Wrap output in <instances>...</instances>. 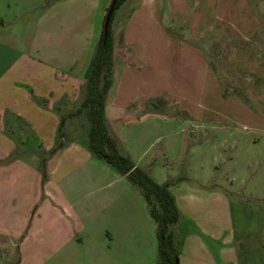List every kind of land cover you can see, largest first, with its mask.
Returning a JSON list of instances; mask_svg holds the SVG:
<instances>
[{"label": "rangeland", "instance_id": "rangeland-1", "mask_svg": "<svg viewBox=\"0 0 264 264\" xmlns=\"http://www.w3.org/2000/svg\"><path fill=\"white\" fill-rule=\"evenodd\" d=\"M98 1L0 0V74L12 77L18 87L29 82L43 92L56 89L54 71L61 66L80 70L94 47L92 35L95 31L100 35L103 14ZM260 1L249 0L260 23L246 42L225 35L218 38L221 26L211 20L213 9L208 4L209 21L192 40L189 33L195 31L184 20L188 15L169 27L170 34L193 44L205 58L209 69L205 89L204 71L187 53L166 48L158 51L156 59L149 50L139 54L143 71L139 69L132 86L119 93L127 101L149 97L147 110L175 118L139 120L140 114L132 113L113 123L110 119L116 118V111L104 103V118L110 123L106 126L113 137L111 127L117 132L118 150L157 184L173 188L171 195L182 214L169 228L175 249L192 233L206 249L203 256H211L213 264L229 247L230 230L245 234L251 247L255 241L264 247V15L257 7ZM105 3L106 15L111 2ZM119 12H114L111 32L116 19L114 26L121 28ZM114 63L118 71L121 65L113 60V67ZM86 74L81 77L78 100L53 105L58 116L78 108ZM29 95L33 97L32 91ZM166 99L175 104L167 107ZM221 100H233L240 112L253 113L254 120H238L240 124L230 127L200 124L192 118L202 103L205 112L234 111L221 107ZM30 115L40 123L35 111ZM2 116L6 119L8 114ZM87 125L82 114L66 119L56 142L65 145L87 139ZM49 128L44 124L37 132L40 135L32 139L51 140ZM4 130L5 136H12L8 125ZM31 148L11 154L10 158L21 156L23 162L10 158L0 162V264H159L156 224L144 198L126 177L91 154L82 159L70 153L50 164L51 149L44 151L34 144ZM185 208H192L191 219Z\"/></svg>", "mask_w": 264, "mask_h": 264}, {"label": "crops", "instance_id": "crops-1", "mask_svg": "<svg viewBox=\"0 0 264 264\" xmlns=\"http://www.w3.org/2000/svg\"><path fill=\"white\" fill-rule=\"evenodd\" d=\"M97 4L99 6L102 5V7H99L100 13L103 14L101 32L105 18L106 6H104V4L106 3L105 0H99ZM207 4L213 9V18H211V20L215 22L217 27L221 26V34L218 38H223L225 35L226 37H232L238 41L243 40L246 42L256 34V28L259 26L260 21L257 20L256 13L252 11V4L249 0H126L119 9L116 10L120 11L117 18L120 16L123 20L120 29L114 26L117 19L113 22L112 26L114 30L111 32V38L113 45V60H117L121 67H119L117 71V67L114 63L112 85L106 94L104 102L105 104H109L111 111H116V118H111V122L114 123V121L119 118L121 119L125 115L132 113L140 114L138 116L139 120L150 118L169 120L170 118H175L173 116H167L163 112L147 110V103L151 100L149 97H145L142 100L127 101L126 98L119 93L124 89H129V84L131 85L136 76L143 71L142 66L139 65V60L143 57L139 54L146 50L150 51L152 57L156 56L157 58L159 57L158 51H166V48L173 49L174 53H187L189 60L195 58L196 63L202 67L205 78V85L203 88L205 89V87H207L209 69L202 53L195 48V46L193 47V44L189 45L186 44V42L179 41L178 35L169 33L170 26H173L180 17L182 18L188 15V17L184 19L185 26L188 25L189 30L192 32L195 31V34L189 33V40H192V37H196L197 30H202L203 23L209 21L207 18L209 16V10L207 9L209 6L207 7ZM202 7H205V9H202ZM257 7L260 13L264 15V0H261ZM192 23H194V25H192ZM92 36V40H94L92 45L94 47L89 49L88 53H86L87 55L83 59L80 70L74 71V66H61L57 68V71H54L55 79L53 78V80L57 82V85H54L56 89L43 92L29 82L24 85H19L18 87L12 77L11 79L5 78L3 73L0 74V162H4L5 159L10 158L13 151H31L33 144L37 146V148H42L44 151L56 149L60 145V148H58L53 153L51 159L47 161L50 162V164L53 162H60L62 157L65 158L67 154L69 155L70 153L73 156L82 157V159H89L90 153L86 147L87 139L81 142H78V138L73 139L65 145L56 142L60 115L58 116L55 113L56 111L53 110V105H57L64 101L73 102L79 99L78 91L82 83L81 77L86 74L84 73V69L92 58L99 38V36L96 35V31ZM145 55L146 54H144V56ZM118 56L119 58H117ZM156 57L153 59H156ZM253 64L257 67V63ZM131 66H133V68ZM254 69L256 68L254 67ZM116 78H118L117 81ZM136 83L138 82L136 81ZM135 86L133 85V87ZM29 91H32L34 98L29 95ZM165 101L167 107L175 104L173 103L174 100L171 102L170 99H166ZM38 103H43V105H38ZM141 103L143 104L141 105ZM219 104L221 107L234 109V111L228 110L226 113L223 111L205 112L202 110V103L199 112L195 116L192 117L186 112L185 113L193 119L196 118L200 124H210L212 126L228 124L227 126L234 127L240 124L238 120L245 119L249 121L255 118V115L249 111L240 112L236 108L238 105L235 104L233 100H221ZM31 110L35 111L37 117L40 119V123L31 117ZM104 111H106V109ZM4 113L8 114V116L5 117L6 119L2 116ZM105 121L110 126L108 120L105 119ZM126 122H128V120ZM44 124H49L50 126V130L48 131L51 133V140L47 141V139L40 136L37 139L35 137L32 139L31 136H35V134L40 135L37 132ZM6 125L10 127L11 130L9 133L12 134V136H5L4 129ZM111 130L119 144V139L116 137L118 136L117 132L115 129H112V127ZM22 156H24V154ZM21 158V156L19 158L17 156L8 160L14 163L23 162ZM24 159L27 160L26 157H24ZM31 161L34 162V160ZM53 171L54 169L52 168L51 173H53ZM184 182L188 183L189 181L185 180ZM167 187L172 194V186L170 187L167 183ZM188 191L194 193L198 198L200 197L193 190L189 189ZM190 197L192 196L190 195ZM198 198L190 201L189 208L192 203L199 200ZM228 198H230V196H228ZM174 201L180 215L181 209H179L175 198ZM191 209H188V212L185 213L188 218H190L189 211H191ZM229 210H231L230 205ZM175 231L177 236L178 232L176 228L174 233ZM230 232L232 235L227 241L229 247L222 251L217 264H264V255L262 254L264 252V247H262L259 242L255 241L253 247H251L245 234L241 232L235 233L234 230H230ZM177 241H179V239H177ZM178 245L180 246L179 249H176L178 264L214 263L211 256L209 257L210 259H207L206 253H204L203 256V252H205L204 250L206 249L202 248V244L193 237L192 233L185 235V238H182L178 242ZM227 250L228 253L225 254Z\"/></svg>", "mask_w": 264, "mask_h": 264}, {"label": "trees", "instance_id": "trees-1", "mask_svg": "<svg viewBox=\"0 0 264 264\" xmlns=\"http://www.w3.org/2000/svg\"><path fill=\"white\" fill-rule=\"evenodd\" d=\"M125 1L116 0L107 37L104 39L103 32H100L90 60L80 104L73 112L59 116L57 134L63 128L66 119L81 114L87 117V150L93 157L102 160L121 176L126 177L138 189L145 200L151 219L156 224L159 264H176L178 256L174 247L173 232L169 230L179 219L174 198L169 192L167 184H157L143 170L136 167L126 154L118 150V142L109 133L104 118V101L111 88L113 77L111 24L114 12ZM58 148L51 151L54 153ZM44 167V163H42V171Z\"/></svg>", "mask_w": 264, "mask_h": 264}, {"label": "water", "instance_id": "water-1", "mask_svg": "<svg viewBox=\"0 0 264 264\" xmlns=\"http://www.w3.org/2000/svg\"><path fill=\"white\" fill-rule=\"evenodd\" d=\"M116 0H112L108 10L106 12L105 18H104V22H103V28H102V32H103V38L106 39L107 34H108V27L110 24V19L111 16L113 14V10H114V6H115ZM176 264H178V262H176Z\"/></svg>", "mask_w": 264, "mask_h": 264}]
</instances>
